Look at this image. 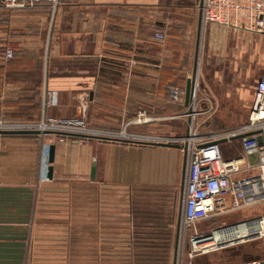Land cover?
I'll return each instance as SVG.
<instances>
[{"label": "crops", "instance_id": "obj_1", "mask_svg": "<svg viewBox=\"0 0 264 264\" xmlns=\"http://www.w3.org/2000/svg\"><path fill=\"white\" fill-rule=\"evenodd\" d=\"M2 1L0 125L80 117L89 130L141 141L0 131V264H84L85 251L108 264L125 230L116 221H130L133 189L174 192L181 212L179 147L189 122L207 138L247 123L264 74V33L204 23L201 0H56L23 8ZM194 72L190 121L182 117ZM172 87L183 91L179 101L169 97ZM216 123L235 127L211 128ZM41 142L54 145L45 182L37 178ZM220 147L226 160L241 155L238 139Z\"/></svg>", "mask_w": 264, "mask_h": 264}, {"label": "built area", "instance_id": "obj_2", "mask_svg": "<svg viewBox=\"0 0 264 264\" xmlns=\"http://www.w3.org/2000/svg\"><path fill=\"white\" fill-rule=\"evenodd\" d=\"M42 1L56 2V0H3L2 4L6 8H23L28 4ZM200 10L202 20L206 24H217L254 33H264V0H201ZM155 39L163 41L164 36L157 33ZM13 57L14 51L7 49L4 58L11 60ZM182 93L181 89L172 87L169 90V97L176 102L179 101ZM194 114L195 112L191 107V111L189 110L182 118H188L191 121ZM141 120L139 117L134 123L138 124ZM192 126L189 122L188 133L180 143L185 152V177L178 237L182 240L189 239L193 247L188 254L189 260L185 264H194L193 259L202 255V252L217 251L219 246L223 245L208 243L206 240L211 238L214 231L230 229L233 226L221 223L218 228L211 231V235H204L197 231L200 223L215 218H225L260 202L264 203V74L255 84L254 99L249 110L247 123L237 131L214 135L208 139L200 137ZM22 130L38 131L40 136L49 132L55 136L72 137L80 142L88 139L115 141L118 138L132 143L141 141L124 138L122 134H117V136L111 133L89 130L80 117L69 122L49 119L31 126L0 125V131ZM238 136H241L238 139L241 144V155L238 158L226 160L220 147V141H229ZM258 138L261 139V142H258ZM40 145L38 180L45 182L48 180L47 174L50 166L48 162L50 145L44 142H41ZM251 157L256 158L254 164L249 161ZM258 219L264 224V218ZM253 220L255 219L244 222L249 223ZM237 224L239 223L235 225ZM259 231L257 236L261 238L264 236V227H260ZM251 235L247 236L246 239ZM198 243H208V245L201 246ZM198 251H201V254ZM238 264H264V256Z\"/></svg>", "mask_w": 264, "mask_h": 264}, {"label": "rangeland", "instance_id": "obj_3", "mask_svg": "<svg viewBox=\"0 0 264 264\" xmlns=\"http://www.w3.org/2000/svg\"><path fill=\"white\" fill-rule=\"evenodd\" d=\"M249 67H251L250 69L253 72L258 70L255 65L253 66V63ZM192 127L200 137H206L200 135V128L197 130L195 125ZM233 127L235 126L217 123L211 125V128L213 129H232ZM203 128L207 129V126L205 125ZM229 131L235 132L234 130ZM232 132L226 133L228 134ZM185 133V135H187L188 131L186 130ZM208 137V139H211L214 135ZM179 154H183L185 158V152L181 145L179 147ZM132 192H134V194L131 197L130 221H116L115 227L125 228V230L120 232L121 236L114 238L116 241L113 249L114 252L113 255L109 254L108 264H185L189 260L188 254L193 247L189 239L182 240L178 237V222L174 220L173 216H179L180 199L179 204L176 202L173 204L172 194L174 192L171 194V192L167 190L155 191L154 189L141 187L133 189ZM122 197L123 195L121 194L119 200L122 201ZM177 197L178 196H176V198ZM121 201L120 205L118 207L116 206L117 208L121 207ZM172 207L175 211L173 215L170 213ZM176 213L178 214L176 215ZM261 217L264 218L263 202L245 210L232 213L220 220L215 218L202 222L198 225L197 231L204 235H211V231L218 228L221 223L235 225L236 223ZM120 218H122V215ZM251 237L248 238L249 240L247 239L248 241H246V243L241 242L238 245L213 252H202V255H198L193 259V263L238 264L253 259L263 258L264 236L260 238L254 233ZM207 245L208 243L201 244V246ZM198 253L201 254V251H198ZM102 256L104 257L105 255L86 251L82 253L84 264H91L92 257L94 261L101 260L99 257ZM101 261L105 262L104 264H107L105 259Z\"/></svg>", "mask_w": 264, "mask_h": 264}, {"label": "bare ground", "instance_id": "obj_4", "mask_svg": "<svg viewBox=\"0 0 264 264\" xmlns=\"http://www.w3.org/2000/svg\"><path fill=\"white\" fill-rule=\"evenodd\" d=\"M260 227L263 228L264 224L256 219L250 221L249 223L241 222L235 226H232L230 229H220L214 231L211 238L206 240V242H211L215 245L222 244L223 246H219L218 250L238 245L241 242L246 243V241L249 240H247L246 237L250 236L251 234H257L258 232H260Z\"/></svg>", "mask_w": 264, "mask_h": 264}, {"label": "water", "instance_id": "obj_5", "mask_svg": "<svg viewBox=\"0 0 264 264\" xmlns=\"http://www.w3.org/2000/svg\"><path fill=\"white\" fill-rule=\"evenodd\" d=\"M200 6H201V1H200ZM194 79H195V72H194V75L192 76V78L187 81L186 88H185V96H184L185 106L190 111H191V106H192V101H193V96H194ZM14 133H18V134H34V135H39L40 134V132H38V131H19V132H14ZM45 134H50V133L46 132ZM240 137L241 136H238V137H236L234 139H239ZM258 142H261L260 138H258ZM53 161H54V145H50V147H49V155H48V162H49L50 165H52ZM183 166H184V169H183V178H182V182H181V189H183V187H184L185 158H184ZM52 172H53V168H52V166H49L48 174H47L48 179L52 178ZM90 176H91V178H94V167L91 170V175ZM233 226H235V225H233Z\"/></svg>", "mask_w": 264, "mask_h": 264}, {"label": "trees", "instance_id": "obj_6", "mask_svg": "<svg viewBox=\"0 0 264 264\" xmlns=\"http://www.w3.org/2000/svg\"><path fill=\"white\" fill-rule=\"evenodd\" d=\"M223 219V218H222ZM218 220H220V219H218Z\"/></svg>", "mask_w": 264, "mask_h": 264}]
</instances>
